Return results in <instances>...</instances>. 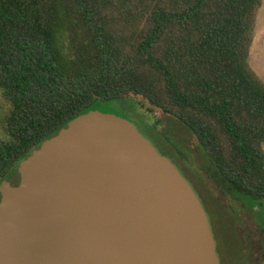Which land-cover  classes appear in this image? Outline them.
I'll list each match as a JSON object with an SVG mask.
<instances>
[{"label": "trees", "instance_id": "trees-1", "mask_svg": "<svg viewBox=\"0 0 264 264\" xmlns=\"http://www.w3.org/2000/svg\"><path fill=\"white\" fill-rule=\"evenodd\" d=\"M262 5L0 0V186L96 103L136 94L197 137L221 192L261 205L264 233V81L249 61Z\"/></svg>", "mask_w": 264, "mask_h": 264}, {"label": "water", "instance_id": "water-1", "mask_svg": "<svg viewBox=\"0 0 264 264\" xmlns=\"http://www.w3.org/2000/svg\"><path fill=\"white\" fill-rule=\"evenodd\" d=\"M0 186V264H221L208 213L131 120L90 110Z\"/></svg>", "mask_w": 264, "mask_h": 264}, {"label": "rangeland", "instance_id": "rangeland-1", "mask_svg": "<svg viewBox=\"0 0 264 264\" xmlns=\"http://www.w3.org/2000/svg\"><path fill=\"white\" fill-rule=\"evenodd\" d=\"M249 61L264 81V0ZM127 97L135 101L137 107L125 99L98 102L94 109L127 117L177 165L205 206L221 264H258L257 258L264 254V233L256 218L257 212L263 210L261 205L255 203L247 207L241 200L220 191L203 169L208 162L197 145V137L175 116L152 106L142 96L128 94Z\"/></svg>", "mask_w": 264, "mask_h": 264}, {"label": "flooded vegetation", "instance_id": "flooded-vegetation-1", "mask_svg": "<svg viewBox=\"0 0 264 264\" xmlns=\"http://www.w3.org/2000/svg\"><path fill=\"white\" fill-rule=\"evenodd\" d=\"M139 128V127H138ZM264 254L262 255V257H260L261 259L263 258ZM260 258H257L259 260V263H260Z\"/></svg>", "mask_w": 264, "mask_h": 264}]
</instances>
